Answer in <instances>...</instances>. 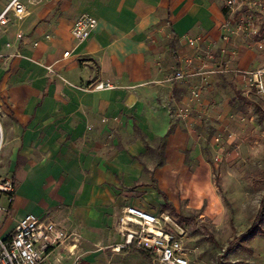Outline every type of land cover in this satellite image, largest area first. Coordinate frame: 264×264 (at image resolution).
Returning <instances> with one entry per match:
<instances>
[{
    "label": "crops",
    "instance_id": "crops-1",
    "mask_svg": "<svg viewBox=\"0 0 264 264\" xmlns=\"http://www.w3.org/2000/svg\"><path fill=\"white\" fill-rule=\"evenodd\" d=\"M10 1L0 0V12ZM22 2L26 16L11 12L0 27V176L17 186L13 216L0 215V235L10 236L15 220L28 214L49 215L82 235L87 264H109L96 259L107 248L113 255L139 251L151 264L136 248L113 249L124 242L123 208L156 213L143 198L164 204L159 188L175 205L183 200L204 217L215 214L212 166L194 151L187 162L185 149L199 144L205 115H219L226 75L259 69L260 56L239 36L222 38L224 0ZM83 14L97 25L77 42L71 29ZM198 36L203 41L189 45ZM179 70L188 74L184 80L174 77ZM236 76L247 89V76ZM259 248L255 258L223 264H264V244Z\"/></svg>",
    "mask_w": 264,
    "mask_h": 264
},
{
    "label": "rangeland",
    "instance_id": "rangeland-1",
    "mask_svg": "<svg viewBox=\"0 0 264 264\" xmlns=\"http://www.w3.org/2000/svg\"><path fill=\"white\" fill-rule=\"evenodd\" d=\"M262 4V7L251 9L256 32L241 31L239 35L241 40L257 50L261 67L248 73L235 71L226 75L225 79L230 81L225 86L223 101L217 105L221 109L216 110L219 115L212 118L205 115L204 126L197 136L199 144L185 149L187 162H191L194 151V155L203 157L212 166L211 175L220 199L219 208L212 217H204L200 210L188 207L187 201L173 203L176 210L172 211L170 207L159 206L155 201L143 198L149 209H154L158 215L169 214L185 230L187 245L192 249L193 264H217L219 258L223 263L230 259L243 261L255 258L259 246L264 244L263 218L255 235L247 236L236 247L229 248L230 243L253 224L264 194V0ZM250 13L240 12L234 21L238 23L241 15L247 18ZM258 70L262 87L250 79ZM243 74L247 76L248 88L245 90L236 76ZM238 92L247 100L241 99ZM5 145L6 137L0 156L1 165ZM151 154L157 163L158 155L155 152ZM147 171L146 167L148 176ZM147 181L155 186L154 177ZM98 250L93 248L94 252ZM85 255L86 251L82 248L78 255L65 257V260L69 264H87L89 260ZM96 259L102 263L110 260L109 264H145L140 252L135 250L113 255L111 248H107L104 255Z\"/></svg>",
    "mask_w": 264,
    "mask_h": 264
},
{
    "label": "built area",
    "instance_id": "built-area-1",
    "mask_svg": "<svg viewBox=\"0 0 264 264\" xmlns=\"http://www.w3.org/2000/svg\"><path fill=\"white\" fill-rule=\"evenodd\" d=\"M37 3L39 0H29ZM227 17L221 28L226 32L222 38L229 40L239 36L240 32H256L254 14L251 9L262 7V0H224ZM251 12L247 18L239 17L238 13ZM22 19L28 13V8L22 0H11L0 12V27L11 20L10 13ZM97 19L90 14L81 15L73 24L71 33L75 41L86 40L96 27ZM203 36L189 37L188 43L196 46L203 41ZM10 46V44H8ZM214 44L207 51V58L213 57ZM71 50L63 53L69 57ZM258 70L253 77L257 86L262 87ZM187 73L179 70L175 78L184 80ZM110 83L96 84V88L110 87ZM193 96L198 99L199 91L194 90ZM5 143L4 129L0 114V156ZM16 182L12 176H0V215L13 216V202L16 197ZM3 196L8 198V205L1 203ZM14 230L10 236L0 235V264H63L65 257L79 254L82 235L75 229L67 227L52 216H37L28 214L16 219ZM118 230L124 237V242L114 246V250L136 248L145 254L151 264H193L192 249L187 245L185 230L167 214L158 215L139 206H125L119 218Z\"/></svg>",
    "mask_w": 264,
    "mask_h": 264
},
{
    "label": "trees",
    "instance_id": "trees-1",
    "mask_svg": "<svg viewBox=\"0 0 264 264\" xmlns=\"http://www.w3.org/2000/svg\"><path fill=\"white\" fill-rule=\"evenodd\" d=\"M224 11L226 12V9H224ZM238 96H240L241 99L243 100H247V98L245 96H242L240 93L238 94ZM261 113L262 110H261ZM159 148V146H158ZM157 191L159 194H161V196L164 199V207H170L172 209V211H175L176 208L174 206V204L169 200L167 194L162 191L161 189L157 188ZM264 218V194L262 195V198L260 200V205H259V209L258 212L256 214V218L253 222V224L250 226L249 229H247L245 232H243V234H241L240 236H237L229 245V248H234L236 247V245L238 243H240L244 238H246L247 236H253L256 234L257 231V227L259 226V223L261 222V220ZM144 254V253H143ZM217 264H223V262L220 260V258L217 260Z\"/></svg>",
    "mask_w": 264,
    "mask_h": 264
}]
</instances>
